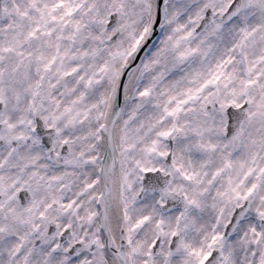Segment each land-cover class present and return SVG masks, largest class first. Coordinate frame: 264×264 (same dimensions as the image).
<instances>
[{
  "label": "snow or ice",
  "instance_id": "1",
  "mask_svg": "<svg viewBox=\"0 0 264 264\" xmlns=\"http://www.w3.org/2000/svg\"><path fill=\"white\" fill-rule=\"evenodd\" d=\"M0 264H264V0H0Z\"/></svg>",
  "mask_w": 264,
  "mask_h": 264
}]
</instances>
